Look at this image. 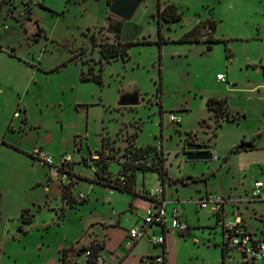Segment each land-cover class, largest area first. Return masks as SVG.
<instances>
[{"label": "rangeland", "instance_id": "374dc122", "mask_svg": "<svg viewBox=\"0 0 264 264\" xmlns=\"http://www.w3.org/2000/svg\"><path fill=\"white\" fill-rule=\"evenodd\" d=\"M27 1L0 0V138L12 144L0 145V248L6 252L1 264H58V250L65 242L68 247L81 238L80 248L93 234L101 235V223L89 227L90 220L103 219L111 204L128 205L127 194L84 178L92 176V169L83 159L89 164L103 137L114 139L118 154L130 141L161 147L165 168L178 177L166 188L184 203L189 228L188 233L167 234V264L222 262L221 246L207 228L213 216L195 203L198 188L199 193L227 197L228 211L234 204L250 230H264V201L239 200L252 183V168L259 172V167L252 166L255 157L236 150L242 140H252L257 129L264 130V103L256 91L240 96L226 89L235 86L233 79L248 86L264 80L259 64V57L264 61V0H141L129 21L120 20L117 34L107 29L111 0ZM168 3L177 7L180 19L161 20L158 27L157 8ZM211 19L215 29L210 33ZM195 28L198 40H178ZM209 34L213 41L207 40ZM117 40L131 44L105 60L101 46ZM82 73L99 74L100 81L84 80ZM218 73L229 83L219 82ZM136 87L140 103L118 106L120 90ZM228 95L231 109L245 115L216 125L206 101ZM170 113L180 122H170ZM190 140L212 146L217 159L187 160L183 151ZM255 142L262 141L257 137ZM36 146L55 163L61 155L69 156L74 174L81 176H73L70 188L77 201L64 206L63 214L57 195L61 174L49 177V166L29 157L28 150ZM118 166L110 161L109 172ZM182 175L189 179L187 186ZM159 179L156 170L139 169L135 184L156 188ZM176 183L179 193L169 187ZM80 193L86 195L84 201ZM183 205H178L179 212ZM23 208L35 215L25 234L17 228ZM197 219L202 227H197ZM139 247L148 254L159 250L148 237ZM70 255L78 259L73 264H89L77 249ZM231 255L233 262L225 264L240 259ZM255 264H264V258Z\"/></svg>", "mask_w": 264, "mask_h": 264}, {"label": "crops", "instance_id": "0c3cea01", "mask_svg": "<svg viewBox=\"0 0 264 264\" xmlns=\"http://www.w3.org/2000/svg\"><path fill=\"white\" fill-rule=\"evenodd\" d=\"M250 61V60H247ZM249 63V62H248ZM259 64L262 68V72L264 74V61L261 57H259ZM248 66V64H246ZM249 65H253L254 66V70L258 71L259 68L256 64L254 63H249ZM247 77H250V74H247ZM226 80L228 81V78L226 76ZM233 84L235 86L233 87H228L227 92L228 93H244V94H250L253 92H257L258 95V99L259 101L264 103V92L260 91L261 89H264V80L257 84H254L253 86H248L247 83H243V82H238L235 79H233ZM221 82V81H219ZM224 83V82H222ZM229 83V82H228ZM241 96V94H240ZM212 98H216V99H220V98H226L227 101V107L230 110L231 113H238L239 117L242 115L244 116L245 113H242L241 110L239 108L236 109V111L231 109V96H226V97H212ZM16 113V112H14ZM25 115V113H24ZM19 117V114L18 116ZM24 118H26L24 116ZM3 137H5V134L3 135ZM258 137V141L261 140L262 142H255V139ZM0 140L4 141V143H6L7 141L4 138H0ZM6 141V142H5ZM244 143L243 148L239 149V152H243V154L247 155V156H253L255 157L254 162L252 164V166H257L259 167V172L256 171L255 169L252 168V172H251V179H252V183L250 184L248 190H246L245 192V199H239L240 201H246V202H250V200H248V195H249V191L252 188L254 182L256 181H260L264 184V130H260L257 129L252 137V140H242L241 143ZM8 144H10L9 142H7ZM3 143H0V145H2ZM12 145V144H10ZM22 149V148H21ZM28 154L30 153L31 150H28ZM212 153H214L216 155V153L213 151V148L211 150ZM184 153V151H183ZM30 157V155H29ZM217 157V156H216ZM32 158V157H30ZM49 170V177L53 176L52 173H50V168H48ZM71 173H74L73 171V167L71 165L70 169H68ZM55 176V175H54ZM58 176V175H57ZM188 177H190V175H187ZM70 175H67L66 178L62 179L61 177V182L62 184L66 183V179L68 178V181L70 180ZM135 177L136 174L134 176V189L136 191V195H130L127 192H123L125 194H127L129 197H126L128 205H115V204H111L109 211L106 210L104 211L105 213L102 215V218H98L99 222L96 220H90L91 222L89 223V227L95 225L97 226V223H101L99 225L100 231H101V235L97 236V234H93V236L90 237L89 239V243H84L82 244V246H87L92 242H98L100 244H102V248L99 251V258L102 259V262H95V263H89V264H127V262H132L130 264H133V262L135 261H139L141 262V264H145L143 262V258L146 256H155L158 255L160 253H164L165 259L164 262L162 264H167V258H168V253H169V247L167 246V234H173L177 231L171 229L168 225L166 226H161V225H150L149 227H147L146 229V233L145 235L140 238V239H136V240H132L128 237V230L132 227H134L135 225H139L140 221H139V216L144 214L145 210L149 207H155L158 203L159 199H164L166 201V208L169 211L172 208H176L178 210V205L181 204L183 205L184 203H182V201L179 200V195L176 194L174 195L171 191H169L166 188V183H171L172 181L176 180L178 177H173L169 174V172L166 169V176L164 179H159L160 180V186L163 187V191L162 193L155 197L154 200L149 199V197L145 194L146 190H150V189H145V188H138L135 184ZM73 179V177H72ZM71 179V180H72ZM181 180H182V185L183 186H187L189 179L185 178V175L181 176ZM176 184H172L169 185L175 187V192L179 193L180 189L179 186ZM49 186V184L47 185ZM47 189V188H45ZM71 189V188H70ZM199 188L197 189L196 193L199 195L197 197V199H199L200 197H202L203 195H205L206 193H208V191H202L201 193H199ZM72 194V192H71ZM60 199H59V209H60V213L63 214V210H64V206H68L70 204V202L68 201L67 198H62V187L61 190L58 192V194ZM73 196V194H72ZM0 197H1V192H0ZM86 197V195H85ZM73 198H75V196H73ZM79 198V196H78ZM196 199V200H197ZM75 200H77L75 198ZM195 200V203H196ZM238 200V201H239ZM186 201V200H185ZM251 201H255V200H251ZM229 201H227V203L224 205L223 208V216L224 217H228L231 218L233 215H239L242 219V225L244 227V229L246 231H248L251 234H255L257 236H264V230H260L259 232H254L252 230L249 229L248 224L246 222V220L244 219V217L240 214V212H238V207L234 204L231 205V209L228 211L226 206L228 205ZM197 206V205H196ZM184 207V205H183ZM25 208H23L22 210H24ZM21 210V212H22ZM27 212H29V215H31V221L30 222H22L21 220V212H20V217L17 219V228L19 226H21V229L18 228L19 233L25 234L28 232V227L31 226L34 222V213L30 211V209L26 208ZM185 207L183 208L182 212H179L180 218L183 221H186V214H185ZM212 214V213H211ZM28 215V216H29ZM213 216V223H209L207 224V228L209 230V235H212L213 240L215 243L220 244L221 246V236H220V231L216 226V218L217 216L212 214ZM0 219H1V211H0ZM200 220L197 219V227H202V224H198ZM189 228V226H188ZM94 233V232H92ZM178 233V232H177ZM188 233V231H187ZM162 235L164 237V243L160 246H156L159 250L158 252H155L154 254H148L145 253L142 249H140L139 244L141 242V240L145 237H148L150 235ZM180 234V233H178ZM81 238H78L77 240H75L74 242H70L71 245L70 246H66L65 242L64 246L61 247L58 250L61 251V249L63 248H70V250L66 253L65 259L67 260V264H73L76 263V261L78 260L75 257H70V251H74V250H79L80 248L76 247L77 243H80L79 241ZM81 246V247H82ZM222 249V247H221ZM79 254L83 253L81 250L78 251ZM6 252L3 251V249L0 248V264H1V259L2 257L5 255ZM222 255V254H221ZM84 259L87 261V256L84 253ZM88 263V262H87ZM58 264H62L61 261V256H58Z\"/></svg>", "mask_w": 264, "mask_h": 264}, {"label": "trees", "instance_id": "16d2710c", "mask_svg": "<svg viewBox=\"0 0 264 264\" xmlns=\"http://www.w3.org/2000/svg\"><path fill=\"white\" fill-rule=\"evenodd\" d=\"M157 23L158 27L162 25L161 20L166 22H172L180 19V14L177 10V7L173 3L166 4L162 9L159 7L157 8ZM112 15H108L109 23H108V30H112L116 34L119 33L120 30V20L116 19L112 21ZM116 18V17H115ZM208 27L210 28L209 32L211 33L215 29V21L210 20ZM200 37V32L198 28L191 29L185 33H183L179 41H196ZM160 40V38H159ZM207 40L213 41L214 38L211 34L207 36ZM131 44V42L125 41L121 42L117 40L115 43H107L104 46H101V56L105 60H110L112 58H116L120 52H125L126 48ZM81 78L84 80L93 79L96 81H100L99 74H92V75H85L82 73ZM207 107L214 112L215 116V124H221V121H235L239 119L238 113H231L227 107L226 98H212L209 97L206 101ZM114 139L109 137H103L101 142V148L94 152L98 154L96 159L92 160V164H87L85 158L83 162L88 165L92 169V176L84 177L90 181H95L97 183H101L103 185H109L113 188H117L122 192H127L130 195H136V191L134 189V176L137 170H156L159 178L164 179L166 176V168L164 166L165 157L161 150H158L155 145L147 144L143 146H136L133 144V141L128 142V146L123 149L121 154H118V148L114 147L113 145ZM0 143H4V141L0 140ZM244 143L242 142L240 145L236 147V150L243 148ZM242 150V149H241ZM28 154V153H27ZM28 155L31 154L29 153ZM123 158V159H122ZM122 161H121V160ZM115 160L119 163L118 169L114 173H110L109 171V163L110 161ZM71 164V163H70ZM69 169L71 165H68ZM60 172L62 170L60 169ZM67 175H70V180L64 184H62V198H67L68 201L71 203L76 202L75 198H73L71 194V185L73 183L72 177L75 175L77 177H81L80 174L71 173L69 170L66 171ZM116 175L124 176L125 179L120 180L116 178ZM83 178V177H82ZM72 179V180H71ZM123 182V183H122ZM86 198V197H85ZM85 198L79 200L84 201ZM154 200L153 198H150ZM27 211L26 209L22 210L21 212V220L22 222H30L31 215L23 216V212ZM21 229V226L18 227ZM222 247V246H221ZM102 248V244L98 242H92L87 246H82L78 251H82L85 253L88 252L87 262L88 263H95L97 262L99 251ZM70 250V248H63L61 250V261L62 264H67V260L65 259L66 253ZM222 254V262L223 264V256H224V249H221Z\"/></svg>", "mask_w": 264, "mask_h": 264}, {"label": "built area", "instance_id": "2783aa9c", "mask_svg": "<svg viewBox=\"0 0 264 264\" xmlns=\"http://www.w3.org/2000/svg\"><path fill=\"white\" fill-rule=\"evenodd\" d=\"M28 2L24 0V3ZM217 80L228 83L226 77L222 73L216 75ZM18 113H14L17 116ZM170 122H180V117L172 113L169 114ZM157 147V146H156ZM161 150V147L158 148ZM162 151V150H161ZM33 161L37 164L48 165L53 175L57 176L61 174L62 179L66 178V171L69 169L70 163L69 156L61 155L57 163L54 162L52 156L44 151L41 146H36L30 152ZM98 154L92 153L89 164H92V160L96 159ZM212 159H217L216 155L212 153ZM87 162V161H86ZM60 169L62 172H60ZM116 178L123 180L125 177L122 175H116ZM123 183V182H122ZM163 191V187L159 186L150 190H146L145 194L155 199ZM79 198H85V194L80 193ZM248 200L264 201V184L260 181L254 182L252 188L249 191ZM228 198L218 193L208 192L199 199L196 200V205L199 208L208 209L212 214L216 215V226L220 231L221 246L224 249L223 264L225 261L232 263V253L237 254L240 259L235 264H255L258 260L264 258V236H257L246 231L242 225V219L239 215H233L231 218L223 216V208L227 203ZM168 225L171 229L177 231L180 234H184L188 225L180 218L178 210L174 207L169 211L166 208V201L159 199L155 207H149L145 210L140 224L134 226L128 230V236L132 240L142 238L147 227L150 225ZM150 242L155 246H160L164 243V237L148 236ZM87 255L88 252L86 251ZM164 253H160L155 256H146L143 258L145 264H162L164 262ZM97 262L102 260L97 258Z\"/></svg>", "mask_w": 264, "mask_h": 264}, {"label": "water", "instance_id": "95a60500", "mask_svg": "<svg viewBox=\"0 0 264 264\" xmlns=\"http://www.w3.org/2000/svg\"><path fill=\"white\" fill-rule=\"evenodd\" d=\"M140 2L141 0H111L107 10L110 15L121 20L129 21L134 16ZM139 103L140 91L137 87L132 90H120L117 100L118 106H132L138 105ZM211 150L212 146L190 142L185 145L184 154L187 160H206L212 158Z\"/></svg>", "mask_w": 264, "mask_h": 264}, {"label": "flooded vegetation", "instance_id": "af4514ba", "mask_svg": "<svg viewBox=\"0 0 264 264\" xmlns=\"http://www.w3.org/2000/svg\"><path fill=\"white\" fill-rule=\"evenodd\" d=\"M131 98H132V96H131ZM188 142L190 143V142H194V141H193V140H190V141H188Z\"/></svg>", "mask_w": 264, "mask_h": 264}]
</instances>
